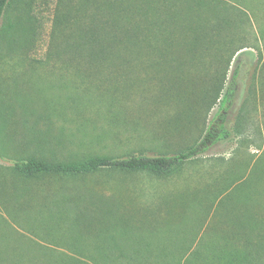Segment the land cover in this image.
<instances>
[{"label": "rangeland", "instance_id": "1", "mask_svg": "<svg viewBox=\"0 0 264 264\" xmlns=\"http://www.w3.org/2000/svg\"><path fill=\"white\" fill-rule=\"evenodd\" d=\"M59 1L35 0L28 13L25 0H15L2 22L0 264H130L115 258L117 250L137 255L136 264H264V0H216L226 10L215 14L233 24L231 44L241 50L211 107L205 93L219 66L204 56L184 67L193 85L178 83L164 62L157 66L154 52L136 50L114 52L103 72L78 79L50 58L64 44L55 24ZM14 25L22 28L11 34ZM217 45L209 41L200 52L214 55ZM237 69L226 112L231 137L172 175L24 177L12 170L27 158L183 151L219 112ZM224 180L238 182L217 184Z\"/></svg>", "mask_w": 264, "mask_h": 264}, {"label": "trees", "instance_id": "2", "mask_svg": "<svg viewBox=\"0 0 264 264\" xmlns=\"http://www.w3.org/2000/svg\"><path fill=\"white\" fill-rule=\"evenodd\" d=\"M14 1L0 0V35L4 17H7L9 10L16 9ZM34 1L25 0L23 9L30 13L31 8L35 6ZM158 1L60 0L55 24L59 29L58 38H61L64 44L50 53V58H58L63 67L75 71V76L79 79V77L83 78L82 73L88 70L103 72L110 55L114 52L150 51L154 52V56L157 57L155 62L157 66H164V62L172 71H176L175 74L179 80H175L184 84L195 81V79L188 78L184 67L193 65L203 56L211 60L215 59L213 63L219 66V70L215 79L210 81L205 93L206 99H209L208 107L215 105L224 87L225 74L232 58L236 52L241 50L239 46L233 48L231 44L234 41L231 39L234 34L233 24L215 14V11L218 13L217 9L225 8L216 0H213L211 5H205L210 4L206 0L175 2L168 0L165 2L166 6L161 9L157 7ZM179 11L181 13H178ZM240 14L244 19L246 18L243 12ZM71 26L73 30L69 33ZM21 28L22 26L16 29L14 25L12 28L14 31H11V34L21 31ZM24 32L27 33L28 30L25 29ZM215 39L218 40V52L214 55H208L204 51L200 52L203 46ZM193 52L197 54H191ZM238 72V69L235 70L228 82L223 98L219 101V112L208 122L201 137L183 151L158 156L130 155L122 158L94 156L67 162L27 158L14 161L12 170L24 177L85 176L104 170L124 173L147 172L161 177L172 175L187 164L200 160L201 156L212 147L231 137L232 132L226 127V112L235 95ZM105 80L109 82L112 79ZM189 85H187L188 88ZM174 87L177 88L178 84ZM194 89L193 86L192 90ZM204 89L196 87L199 94L204 93ZM98 96H102V93ZM102 97L113 98L108 94H103ZM224 181L217 184L228 185L233 182L232 180ZM250 181L259 182L255 179ZM236 182L238 181L233 183ZM116 252L115 258L130 260V264L138 263V260L133 259L137 255L128 254L126 250Z\"/></svg>", "mask_w": 264, "mask_h": 264}]
</instances>
